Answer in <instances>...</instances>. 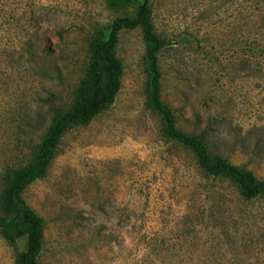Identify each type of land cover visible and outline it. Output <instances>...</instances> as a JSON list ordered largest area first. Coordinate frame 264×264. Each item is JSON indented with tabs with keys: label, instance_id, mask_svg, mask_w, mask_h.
Here are the masks:
<instances>
[{
	"label": "rangeland",
	"instance_id": "374dc122",
	"mask_svg": "<svg viewBox=\"0 0 264 264\" xmlns=\"http://www.w3.org/2000/svg\"><path fill=\"white\" fill-rule=\"evenodd\" d=\"M143 0H0V199L73 108L93 46ZM162 98L177 125L264 181V0H150ZM148 42L120 33L123 85L113 106L63 137L25 199L44 219L41 264H264V195L209 174L151 107ZM4 211L0 204V214ZM27 237L0 231V264Z\"/></svg>",
	"mask_w": 264,
	"mask_h": 264
},
{
	"label": "trees",
	"instance_id": "16d2710c",
	"mask_svg": "<svg viewBox=\"0 0 264 264\" xmlns=\"http://www.w3.org/2000/svg\"><path fill=\"white\" fill-rule=\"evenodd\" d=\"M108 2L116 8H121L127 6L129 0ZM137 28L143 29L149 45L147 55L150 105L163 117L166 134L171 139L191 147L209 174L229 177L236 181L246 200H254L264 195V181L253 172L237 167L221 156L212 157L204 139L183 131L177 125L172 108L162 98V72L159 66L160 52L172 42L157 33L150 0H143L137 15L117 17L108 36L94 44L91 67L88 77L79 88L77 103L54 122L39 147L36 160L14 171L10 176L8 186L0 199L4 211L0 214V231L11 243H17L21 238L27 237V249L19 252L17 264H41L39 257L44 247V219L25 199V190L48 174L59 145L70 129L89 124L113 106L122 89L124 76L123 62L117 53L120 33Z\"/></svg>",
	"mask_w": 264,
	"mask_h": 264
}]
</instances>
